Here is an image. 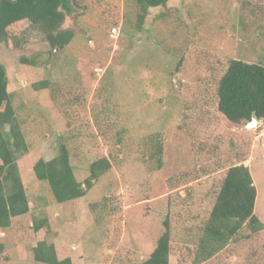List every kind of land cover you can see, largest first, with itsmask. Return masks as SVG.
I'll list each match as a JSON object with an SVG mask.
<instances>
[{
	"label": "rangeland",
	"instance_id": "rangeland-1",
	"mask_svg": "<svg viewBox=\"0 0 264 264\" xmlns=\"http://www.w3.org/2000/svg\"><path fill=\"white\" fill-rule=\"evenodd\" d=\"M261 5L170 0L149 9L139 30L135 0H78L63 25L77 35L62 52L49 56L31 32L26 40L36 39L22 50L0 44L28 144L17 165L30 208L0 232V264H41L30 248L39 219L49 225L35 240L67 246L71 264H133L153 249L166 215L169 262L190 264L187 248L196 245L220 179L236 162L250 170L254 213L264 224V124L228 123L215 96L229 60L264 66ZM34 54V67L19 63ZM43 80L52 92L31 89ZM58 142L67 145L80 183L96 159L106 156L111 166L84 197L64 204L30 171L36 160L57 155ZM202 264H264V230L249 241L238 235Z\"/></svg>",
	"mask_w": 264,
	"mask_h": 264
},
{
	"label": "trees",
	"instance_id": "trees-1",
	"mask_svg": "<svg viewBox=\"0 0 264 264\" xmlns=\"http://www.w3.org/2000/svg\"><path fill=\"white\" fill-rule=\"evenodd\" d=\"M169 1L135 0L139 11L137 28L140 30L149 9L165 6ZM251 1L254 6L264 5V0ZM72 5L78 7V0H0V44L10 51L22 50L30 41H35V37L26 40L31 32L48 49L49 56L62 52L77 35L74 29L63 27L72 13ZM35 56L21 55L19 63L34 67L38 64ZM8 87L7 69L0 62V232L9 229L12 220L27 215L30 210L17 165V158L28 152V144ZM31 89L34 92L53 90L48 80L33 83ZM215 96L216 110L228 123L246 126L254 115L264 124V66L229 60L217 80ZM156 138L157 135H152L149 141L157 143ZM160 151L161 146L157 152ZM110 167L106 156L96 159L88 166V177L80 183L74 176L67 145L58 142L57 155L49 160H36L30 165V171L36 181L47 186L57 204H64L84 197L92 183ZM257 196L246 164L236 162L227 167L213 205L199 229L196 245L187 248L190 264H202L217 257L238 235H242L243 241H249L264 230V224L254 213ZM48 225L46 219L33 221L34 239L30 243L33 260L41 264H71L67 246L55 247L43 239L35 240L42 231L47 232ZM171 252L170 219L166 215L153 249L133 264H170Z\"/></svg>",
	"mask_w": 264,
	"mask_h": 264
},
{
	"label": "water",
	"instance_id": "water-1",
	"mask_svg": "<svg viewBox=\"0 0 264 264\" xmlns=\"http://www.w3.org/2000/svg\"><path fill=\"white\" fill-rule=\"evenodd\" d=\"M262 122L258 120L254 115L251 117V121L246 125L248 129H255L260 126Z\"/></svg>",
	"mask_w": 264,
	"mask_h": 264
}]
</instances>
